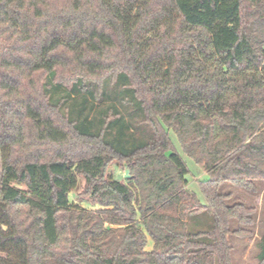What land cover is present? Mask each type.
<instances>
[{
    "label": "trees",
    "instance_id": "trees-1",
    "mask_svg": "<svg viewBox=\"0 0 264 264\" xmlns=\"http://www.w3.org/2000/svg\"><path fill=\"white\" fill-rule=\"evenodd\" d=\"M0 150V264H233L255 209L225 188L264 182V0H0Z\"/></svg>",
    "mask_w": 264,
    "mask_h": 264
},
{
    "label": "rangeland",
    "instance_id": "rangeland-1",
    "mask_svg": "<svg viewBox=\"0 0 264 264\" xmlns=\"http://www.w3.org/2000/svg\"><path fill=\"white\" fill-rule=\"evenodd\" d=\"M57 96H62V93H58ZM79 99L76 98L75 100ZM90 102L87 104H84L81 109L82 112L80 113L81 118L87 116V121L93 123V130H95L97 126L98 120L102 117V108L99 107L98 104L94 105L92 107V100H89ZM79 103H74L73 101H68V111L71 113L74 117H79L76 112H78V108L80 105ZM102 110V111H101ZM96 122V124H95ZM173 143L175 144L177 150L179 153L184 157L191 173L188 177L190 183H189V189L197 194L199 199L202 203H205V198L201 192L199 182L209 179V176L207 172L200 166H198L192 159L187 157L183 152L179 145V142L175 136L174 133H171ZM2 171H3V156L2 152L0 150V188H1V178H2ZM110 172L115 175V177L120 181H125L129 176V171L126 165L119 166L114 165L111 167ZM82 186L83 181L80 180L79 187L76 191H74L70 195V201L72 204L81 206L88 211H98L101 210V207L98 206H92L88 204L87 202L83 201L84 198H82ZM259 187V193L253 194L249 191H246L244 189H238L231 186H226L225 191L231 192L233 194V199L230 201V204L233 203H244L247 206L254 208L255 212L253 213V218L255 219V224L252 226L247 225H239L237 222L232 223V229L236 230L238 228H244L248 232H251L250 236H231L230 242L233 246L232 251V263L233 264H258V261L256 259V256L258 254V248L257 243L259 242L261 235L264 231L263 226V220H264V182L258 183ZM23 190H26L25 187H20ZM85 200V199H84ZM152 249V243L149 245L148 250Z\"/></svg>",
    "mask_w": 264,
    "mask_h": 264
}]
</instances>
